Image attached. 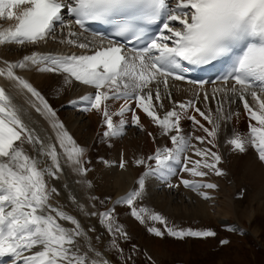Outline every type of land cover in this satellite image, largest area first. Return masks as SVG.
<instances>
[{
    "label": "snow or ice",
    "instance_id": "1",
    "mask_svg": "<svg viewBox=\"0 0 264 264\" xmlns=\"http://www.w3.org/2000/svg\"><path fill=\"white\" fill-rule=\"evenodd\" d=\"M0 19L14 21L6 28L0 27V45L23 46L50 37L56 39L54 33L59 26L61 32L67 30V36L60 43L91 52L65 55L33 51L15 62L3 61L4 66L0 67V77L14 82L16 88L26 90L39 102V105L32 102V107L51 118L55 131V143L46 145L24 124L12 97L0 87V257H10L12 264H111L90 237L95 229H86L63 205L51 202L60 193L48 181L58 180L64 171L62 156L90 188L91 182L86 179L89 169L83 161L85 149L56 118V112L44 96L15 71L29 67L40 72L63 73L65 85L74 79L92 86L94 94H85L70 103L74 106L84 103L83 111L100 112L106 125L105 138L123 135L129 123L125 113L129 112L130 123L143 129L138 109L160 128L162 136L170 139L171 147H157L147 159L141 157L134 161L138 166H146L137 180L138 187L118 197L114 205H128L131 216L141 224L146 220L159 222L163 230L155 226L147 229L157 237H215L216 232L210 228L170 226L163 215L144 206L137 207L135 202L144 196L148 181L168 182L177 171L201 178L209 172L224 175L218 166L222 157L212 149L216 147L221 121L239 117L238 111H231V105L237 101L243 103L249 117L248 133L233 131L225 143L240 153L251 146L264 162V0H176L174 6L171 0H0ZM157 21L162 22V27L149 35L148 26ZM90 22L114 26L116 37L130 36L136 41L143 38L145 46L127 49L125 44L98 32L93 33L92 41L80 42L82 33L75 31L74 26L86 31V24ZM225 56L231 60L229 71L223 77V84L212 89L211 97L204 90V81H189L198 85L193 98L173 99L169 79H185L182 73L188 69L184 62L204 65ZM121 99L124 103L119 110L110 112L107 101ZM165 99L172 101L173 106L161 117L158 109L165 107ZM210 99L216 102L215 114L207 107ZM132 101L135 108L131 106ZM201 101L206 105L204 110L197 106ZM225 105L229 106L227 112ZM190 110L211 125L206 127L196 115L187 117L206 136L184 134L181 120ZM114 116L119 117L118 122H114ZM193 139L212 147H198L192 143ZM25 145L31 146L37 155H29ZM57 145L62 151L58 152ZM190 151L192 155L188 154ZM193 155L197 158L193 159ZM103 162L109 164V161ZM174 163H182L183 167L176 169ZM125 166L122 157L120 167ZM180 183L205 199L209 198L208 193L200 189L217 187L195 179L181 178ZM175 186L168 183L169 188ZM68 199L85 215L99 217V223L113 237L108 242L110 248L122 254L117 238L127 239L128 235L123 225L116 222L115 208L87 212L74 196L69 195ZM61 221L70 222L71 227H65ZM94 240L101 241L103 237L96 235ZM228 242L220 240L222 245Z\"/></svg>",
    "mask_w": 264,
    "mask_h": 264
},
{
    "label": "bare ground",
    "instance_id": "2",
    "mask_svg": "<svg viewBox=\"0 0 264 264\" xmlns=\"http://www.w3.org/2000/svg\"><path fill=\"white\" fill-rule=\"evenodd\" d=\"M9 21L8 19H0V23ZM74 30L77 31L75 28ZM66 32L67 30L61 32L59 26H57L56 32L54 33L56 39L50 37L46 41L37 44H25L23 46L17 44L0 45V67L4 66L3 61L15 62L25 55H30L33 51L42 53V50H46L48 47H54L57 44L65 46L69 50L67 52L68 55L73 53L79 55L86 51L91 53L89 50L80 49L67 43H60L59 41L67 36ZM79 40L80 42L92 41V36L81 34ZM15 71L17 75L27 79L44 96L45 100L48 101L49 105L56 112V118L64 124L65 129L73 136L77 144L85 149L83 161L89 169L86 179L91 182V187L89 188L82 183V180L85 178L73 172L64 162L62 156L61 164L64 171L58 180L49 179L48 181L51 186L57 187L60 193L59 197L54 198L51 202L53 204L59 203L63 205L64 210L77 216L86 229L94 228L95 232L90 233V237L93 238L95 247L102 251L104 258L110 260L111 264H123L121 262H115L106 251L105 243L108 240V234L104 226L99 223V217L85 215L79 211L76 204L69 200L68 197L69 195L74 196L79 204L84 205L85 211L87 212H102L100 208L101 194L113 193L110 199L112 200L126 194L133 188H137V180L145 171L146 166H138L134 161L141 157L147 159L149 155L154 153L157 147H161L162 144L167 142V137L162 136L160 128L137 109L138 114L141 116V123L144 126L143 129L132 125L130 123L131 113H125V118L129 120V123L125 125L123 135L104 138L107 141L106 144V141L102 139L103 132L106 130V125H101V121L103 120L102 114L96 110L83 111L84 103L75 106L70 103L71 100H78L79 97L85 94H94L95 89L92 86L81 84L74 79L70 85H65V74L40 72L35 67L15 69ZM0 87H4L6 92L12 97V103L16 106L18 114L28 129L34 131L46 145L55 143V131L51 127V118L37 112L32 107V102H35L37 105H39V102L35 101V98L30 93H27L26 90L16 88L14 82L3 77H0ZM172 89V97L174 100V95L183 97L185 94L184 89L182 90L178 87ZM185 90L187 89L185 88ZM161 93L162 95L164 94L162 90ZM247 99L251 103V97L249 96ZM123 103V99L107 101L110 112L118 111ZM164 105L165 107L163 109H158V114L161 117L165 111L171 110L173 106L172 101L167 99L164 100ZM131 106L135 108L134 101L131 102ZM199 107L204 110L206 105L201 101L199 102ZM207 107L211 108L215 114V101L210 99ZM242 107L243 103L239 101L231 105L232 112L238 111L240 113L238 118L234 116L231 120V127H236L243 119L242 112H240V110H243ZM228 110L229 106L225 105V111L227 112ZM189 112L187 116L182 118V130L184 134L189 136H206L198 126L194 127L192 120L187 118ZM193 115H196L197 119L201 120V123L210 128L211 125L204 121L198 113L193 111ZM113 119L114 122H118L119 117L114 116ZM229 125L228 121H221V130L217 138V141L221 142L220 154L222 156L224 155V159L221 160L218 166L223 170L224 175L217 176L214 172H209L206 177L201 178L192 177L188 173L177 171L175 175L170 177L168 182L158 179L148 181L143 198L146 204L155 205L172 216H189L191 217H187L189 219H194L193 217L198 219V217H201L204 220L205 218L210 219L211 217L222 225L248 231L258 236L260 231L258 232L257 229L248 230L243 223V219H246L250 224L256 217V213L262 208L264 209V162L258 159L257 152L251 146L244 153L232 152L228 154V146L225 147V140L231 135L229 134L231 133V127ZM149 132L153 133V136H149ZM192 143L198 147H212L207 143L200 145L194 139ZM25 147L28 149L29 155H37L31 146L25 145ZM95 148H98L96 153ZM57 150L58 152L62 151L58 145ZM188 154L192 155L191 151ZM122 157L126 162L124 168L120 167ZM39 158L49 164L51 163L45 157ZM196 158L193 155V159ZM103 161H109V164L106 165ZM148 163L153 164V161H149ZM173 167L180 169L183 167V164L177 163L176 167ZM181 178L201 180L204 183H214L217 187L214 189H200V191L208 193L209 198L205 199L197 192L184 187L180 183ZM169 182L177 186L169 188ZM243 195L248 201L246 205H242L241 197ZM93 197L95 199H92ZM128 219L130 220V218ZM231 219L234 223L232 222L233 224L229 225ZM61 223L65 227H71L70 222L61 221ZM128 224L130 223L128 222ZM96 235L102 236L103 240L95 241L94 237ZM5 264H12L10 257ZM18 264H22V262H18Z\"/></svg>",
    "mask_w": 264,
    "mask_h": 264
},
{
    "label": "rangeland",
    "instance_id": "3",
    "mask_svg": "<svg viewBox=\"0 0 264 264\" xmlns=\"http://www.w3.org/2000/svg\"><path fill=\"white\" fill-rule=\"evenodd\" d=\"M101 125H103V123ZM205 126L208 127L207 125ZM230 132L232 133V130ZM104 138L105 137L102 136L103 141H106ZM226 146H228V154L236 152L232 150L229 144L225 145V147ZM97 149L98 148H95V153L97 152ZM112 194L113 193H108L106 195L102 194L100 206L105 208V210L111 207L115 208L116 222L123 225L128 238H117V243L119 244L120 249L123 250L121 254L116 249L110 248L108 242L113 237L105 228L109 235V240L106 243V248L109 251H107L106 248L105 249L108 253L110 252L115 259L122 260L125 264H264L263 208L256 213V217L250 224L246 221V219H243V222L246 223L245 225L248 230L257 229L258 232L260 231L258 233L259 235L255 236L251 232L236 230L229 226L225 227L227 225H220L211 217L210 219L205 218L204 220L201 217H198V219L196 217H193L194 219H189L191 218L189 216H176V219H174L175 216L166 214L167 212L164 210L162 211V209L156 207L155 205L152 207L148 205L150 208H148L147 205H143L144 207L151 209V211L158 212L163 215L170 226L192 229L210 228L216 232L215 237L208 238L186 237L184 239H176L168 237L167 235L161 238L155 236L147 230L150 226L159 227L163 230V225L159 224V222L146 220L144 224H141L135 219V217L131 216L130 207L128 205H114L112 203L107 206V202ZM241 199L242 205H246V203L248 204L244 195ZM102 201L103 203H101ZM142 202L143 200L139 199L135 202L136 206L141 207L142 204H144ZM128 218H130V220ZM171 219L173 221L172 225L170 224ZM126 222H129L130 224L127 225ZM233 223L230 222L229 225ZM222 239L228 240L229 242L222 245L220 244V240ZM129 257L131 258L129 259Z\"/></svg>",
    "mask_w": 264,
    "mask_h": 264
}]
</instances>
